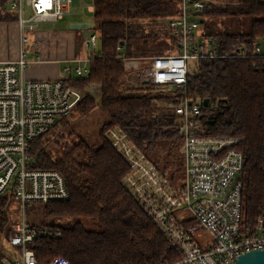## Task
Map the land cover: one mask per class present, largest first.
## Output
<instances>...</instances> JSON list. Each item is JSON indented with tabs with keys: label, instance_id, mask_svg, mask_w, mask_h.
<instances>
[{
	"label": "trees",
	"instance_id": "16d2710c",
	"mask_svg": "<svg viewBox=\"0 0 264 264\" xmlns=\"http://www.w3.org/2000/svg\"><path fill=\"white\" fill-rule=\"evenodd\" d=\"M8 1L0 0V21L17 20L7 10ZM206 1L201 14L204 36L216 40L220 56L199 59L195 67H189L187 90L194 98L210 100L202 110L206 134L241 138L238 147L245 155L242 227L252 231L264 219V58L232 54L241 46L255 52L253 43L264 42V0ZM178 14L176 0L94 1L95 26L91 28L99 34L100 49L91 60L90 71L66 83L85 91L70 114L75 111L86 116L98 106L107 121L98 132L96 145L84 138L65 142L59 157L44 138L67 117L32 142L33 167L59 171L70 194L67 201L43 205V224L60 228L62 237H37L29 244L39 263L57 256L71 264H165L181 259L180 252L124 189L122 180L129 167L104 137L108 128L119 126L163 172L179 165L183 169L182 152L180 160L174 155L176 150L182 151V135L176 118L161 106L172 100L173 90L165 93L151 83L126 86L121 60L124 56L177 53L168 27L150 29L143 21ZM241 22L243 28L238 26ZM91 85L100 86L98 95L86 91ZM55 146L59 148V142ZM159 151L166 155L165 161ZM9 201L7 196L0 197L4 252L11 249Z\"/></svg>",
	"mask_w": 264,
	"mask_h": 264
},
{
	"label": "built area",
	"instance_id": "2783aa9c",
	"mask_svg": "<svg viewBox=\"0 0 264 264\" xmlns=\"http://www.w3.org/2000/svg\"><path fill=\"white\" fill-rule=\"evenodd\" d=\"M88 4L94 12V1ZM179 14L164 19L177 53L152 57H122L124 81L133 86L148 83L172 85V100L161 106L176 118L182 135L184 177L163 172L121 127H110L104 137L124 159L129 172L122 180L124 189L140 205L146 216L181 254V259L165 264H230L242 253L264 249V219L252 231H245L241 174L245 155L238 145L241 138L206 134L202 122L205 102L188 94L191 59L219 57L216 40L204 36L202 12L206 0H176ZM74 0H9L21 30L36 32L41 22H58L72 12ZM25 5L30 14L25 16ZM84 0L80 1L83 8ZM82 38L84 57L64 58L62 75L50 79H29L25 70L30 61L23 49L17 60L0 61V197L7 196L23 211L12 225L8 243L0 244V264H41L29 244L37 237L61 238L60 228L26 219L30 203L67 201L70 194L64 176L53 169L33 167L32 142L48 134L83 98L85 91L66 83L86 75L91 60L100 49L99 34L89 27ZM255 52L245 46L232 54L239 58H264V42L253 43ZM37 61H42L41 55ZM146 60L144 67L142 61ZM148 60V61H147ZM87 92L98 95L91 85ZM179 95V96H178ZM42 264H71L57 256Z\"/></svg>",
	"mask_w": 264,
	"mask_h": 264
},
{
	"label": "rangeland",
	"instance_id": "374dc122",
	"mask_svg": "<svg viewBox=\"0 0 264 264\" xmlns=\"http://www.w3.org/2000/svg\"><path fill=\"white\" fill-rule=\"evenodd\" d=\"M80 1L81 0H74V3L72 4V12L65 15L63 20H60L58 22H41L39 23V29L40 30H46L47 32H58L61 30H70L69 24L71 22L75 21H86L91 24V27L93 28L95 26V20H94V12L89 11L88 4L91 3L89 0H84V6L79 10L80 7ZM7 10L9 12H14L13 9H11L8 5ZM25 16L30 14L29 7L25 5ZM148 21H143L150 29H155L158 27H166L167 29V23H165L164 19H147ZM17 21V20H15ZM240 28H243V23L241 22L238 25ZM86 35L85 32L79 31V34H77V44L79 48L85 49L86 54V48L82 45L81 40ZM4 41H7V39H4ZM12 47V38L10 39L9 43H6L4 46V49H10ZM84 54V53H83ZM197 59H191L190 60V66L195 67L197 62ZM145 62V61H144ZM144 63L142 61L141 67H143ZM124 73L126 74V71L124 70ZM75 76L74 78H76ZM124 81V80H123ZM124 83H126L124 81ZM126 86L129 85V83L125 84ZM100 88L99 85H95ZM165 92L167 93L168 90H172V85L162 86L161 87ZM165 109V108H164ZM166 110V109H165ZM107 121L106 114L102 113L100 108L97 106L95 107L88 115L86 116H80L75 111L68 115L65 120H62L61 123H59L58 127L49 133L44 140H46L49 145L52 152H55V155L59 157L63 153V146L65 142L70 141H77L79 138L86 139L90 144L96 145L99 142L98 139V132L103 125L104 122ZM59 142L60 147L56 148V143ZM161 149V148H160ZM180 150V149H179ZM179 150H176L174 155L181 159ZM182 150V147H181ZM160 152V151H159ZM158 152V153H159ZM159 157L166 160V155H162L161 152L159 153ZM174 167V165H172ZM168 175L172 176L175 175L176 182L180 181L184 177V170L182 169V166H178L176 169L168 168ZM174 173V174H173ZM9 212L12 218V225L16 223V221H19L21 216H23V211H21L20 206L18 203L14 200L9 201ZM25 216L26 219L33 221L34 223H40L43 224V221L45 220L44 211H43V205L40 203H30L25 208ZM5 235L4 233H0V240H4Z\"/></svg>",
	"mask_w": 264,
	"mask_h": 264
},
{
	"label": "crops",
	"instance_id": "0c3cea01",
	"mask_svg": "<svg viewBox=\"0 0 264 264\" xmlns=\"http://www.w3.org/2000/svg\"><path fill=\"white\" fill-rule=\"evenodd\" d=\"M11 13L14 14V12ZM72 23L74 22L69 24L70 30L58 32L43 31L39 29V26L36 32L26 30L24 31V35L28 41L25 44H21V30L18 21H0V61L17 60L23 49L26 58L30 61L25 70L27 78L50 79L60 77L66 64L64 62L65 57L69 58L73 56L77 58L86 55L85 49L83 50L78 47L76 37L79 31L87 29H72L70 28ZM11 38L12 47L4 49V46L10 42ZM4 39H7V41H4ZM81 43L83 45L82 40ZM39 55L42 56V61H37L36 58Z\"/></svg>",
	"mask_w": 264,
	"mask_h": 264
},
{
	"label": "water",
	"instance_id": "95a60500",
	"mask_svg": "<svg viewBox=\"0 0 264 264\" xmlns=\"http://www.w3.org/2000/svg\"><path fill=\"white\" fill-rule=\"evenodd\" d=\"M89 25L90 24L87 22H74L70 25V28L76 30L89 29ZM148 81L149 80L146 79L145 83H148ZM204 102L208 104L210 102L209 98L205 99ZM230 264H264V249H255L242 253Z\"/></svg>",
	"mask_w": 264,
	"mask_h": 264
},
{
	"label": "bare ground",
	"instance_id": "6f19581e",
	"mask_svg": "<svg viewBox=\"0 0 264 264\" xmlns=\"http://www.w3.org/2000/svg\"><path fill=\"white\" fill-rule=\"evenodd\" d=\"M182 152V156H183V159H184V152L183 151H181ZM242 190H243V188H242Z\"/></svg>",
	"mask_w": 264,
	"mask_h": 264
}]
</instances>
